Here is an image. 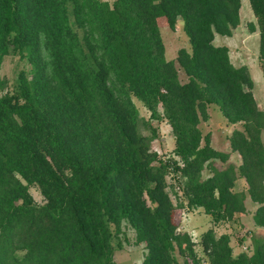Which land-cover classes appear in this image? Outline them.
<instances>
[{
  "label": "trees",
  "instance_id": "16d2710c",
  "mask_svg": "<svg viewBox=\"0 0 264 264\" xmlns=\"http://www.w3.org/2000/svg\"><path fill=\"white\" fill-rule=\"evenodd\" d=\"M250 3L264 76V0ZM241 8L242 0H0V264H116L112 227L125 223L145 244L142 264H264V237L235 253L230 234L215 229L247 211L248 194L264 228V110L248 65L215 43L234 34ZM179 18L192 47L177 54L186 82L161 32ZM9 55L31 64L12 84L1 73ZM133 96L171 125L180 164L153 150L157 130ZM211 104L241 124L231 151L200 127ZM172 165L185 202L169 191ZM195 208L213 221L198 240L181 227Z\"/></svg>",
  "mask_w": 264,
  "mask_h": 264
},
{
  "label": "rangeland",
  "instance_id": "374dc122",
  "mask_svg": "<svg viewBox=\"0 0 264 264\" xmlns=\"http://www.w3.org/2000/svg\"><path fill=\"white\" fill-rule=\"evenodd\" d=\"M113 2V0H104ZM256 24V17L253 13L250 0H242L241 8V24L235 29L234 35L224 36L218 34L215 39L216 44L227 45L230 49L231 59L234 65H248L252 77L254 79V89L256 91V98L258 99L260 108L264 110V76L259 60L260 51V34L258 30L252 31L250 24ZM184 22L182 18H179L177 27L171 28L168 24L163 23L161 27L162 37L166 45V57L170 60H174L176 66L179 69V78L181 82H186L189 79L188 74L177 60L178 50L182 47L191 51V43L188 34L184 30ZM21 69L30 71L31 64L27 59H20L16 55H9L5 58L2 66V76L7 78L12 84L17 80L18 73ZM140 115L156 128L157 136L152 141V148L157 151L159 156L168 160L170 158H176L178 164L180 159L174 153L176 147L175 137L171 125L167 122L166 118L155 119L151 117V112L147 109L144 103L133 96ZM210 119L202 121L200 124L203 133H212V145L220 150L230 149V135L234 128L241 127V124L230 123L224 116L223 112L216 104L209 106ZM145 134H150V130L142 127ZM264 137V132H263ZM239 153L234 154L229 162L238 163L241 161ZM215 166L218 168H224L226 163L216 160ZM209 170H205V174H209ZM204 174V175H205ZM169 191L171 192L175 202L186 201L184 195V184L180 173L175 165L170 168V173L167 176ZM245 179H240L239 187L245 188ZM31 192L37 202L42 203L44 196L36 186L31 187ZM247 211L238 216L239 222L233 226V242L237 244L240 242V248L242 250H248L249 246L253 244V240L256 237H264V229L259 230L253 223V214L257 204L254 203L249 194L247 195ZM189 214V216L187 215ZM212 217L202 211L195 212L193 209H185L183 216L182 228L192 233L195 240H198L201 232L212 225ZM114 231L113 243L115 247L114 258L116 264H142L144 256L146 254V247L143 243L136 242V232L127 223L122 226L120 232L115 231V227H112ZM196 235V236H194ZM238 245V244H237ZM245 247V248H244ZM237 249L236 251H238ZM252 251V249H250ZM180 259H182L180 257Z\"/></svg>",
  "mask_w": 264,
  "mask_h": 264
},
{
  "label": "crops",
  "instance_id": "0c3cea01",
  "mask_svg": "<svg viewBox=\"0 0 264 264\" xmlns=\"http://www.w3.org/2000/svg\"><path fill=\"white\" fill-rule=\"evenodd\" d=\"M235 31V30H234ZM234 35V34H233ZM254 93H255V96H257L256 95V91H255V89H254ZM258 100V99H257ZM259 103V102H258ZM260 106V105H259ZM213 144V143H212ZM223 151H231V146H230V149L229 150H223ZM238 154V152H233L232 153V155H231V157L234 155V154ZM240 155V154H239ZM230 157V158H231ZM240 158H241V155H240ZM242 161V160H241ZM241 161H238V163H236L237 165L238 164H240L241 163ZM251 199V198H250ZM246 205H247V199H246ZM247 207H248V205H247ZM195 212H197V211H199V212H202L203 211V209L202 208H195V209H193ZM244 213H240V215H243ZM188 216H189V214H187ZM240 217L241 216H238V214H236V216H235V218L234 219H232V220H230V221H227V222H223V223H220V224H218V225H216L215 226V229H216V231L218 232V233H228V234H230V236H231V244L234 246V251H235V253H238L239 251H242V247L240 248V242H238L237 244H234V242H233V237H234V235H233V226L237 223V222H239V220H240ZM212 219V218H211ZM253 223H254V225L256 226V224H255V221H254V218H253ZM211 226H213V221H212V225ZM257 228H259V230H261V229H264L263 227H259V226H256ZM185 230V229H184ZM186 231H188V230H186ZM190 232V231H189ZM197 237V236H196ZM259 237V236H258ZM198 239H199V237H198ZM245 248V247H244ZM237 249H239L238 251H236ZM250 249H252V251H253V249H254V245L252 244L251 245V247L249 246V248H248V250H250ZM251 252V251H250Z\"/></svg>",
  "mask_w": 264,
  "mask_h": 264
},
{
  "label": "built area",
  "instance_id": "2783aa9c",
  "mask_svg": "<svg viewBox=\"0 0 264 264\" xmlns=\"http://www.w3.org/2000/svg\"><path fill=\"white\" fill-rule=\"evenodd\" d=\"M194 236H196V235H194ZM195 238V237H194Z\"/></svg>",
  "mask_w": 264,
  "mask_h": 264
}]
</instances>
